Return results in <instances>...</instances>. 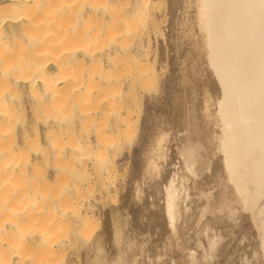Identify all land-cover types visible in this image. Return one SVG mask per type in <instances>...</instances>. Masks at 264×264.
<instances>
[{"label": "bare ground", "instance_id": "bare-ground-1", "mask_svg": "<svg viewBox=\"0 0 264 264\" xmlns=\"http://www.w3.org/2000/svg\"><path fill=\"white\" fill-rule=\"evenodd\" d=\"M74 1L0 0V264H180L185 260L205 264L214 260L227 242L225 239L224 246L221 236L211 234L212 230L209 233L210 229L238 218L242 213L251 218L257 198L264 191V0H193L195 18L204 31L208 30L210 11L216 9L218 12L216 30L208 37L200 34L199 46L193 47L195 50L199 47L200 58H195L200 59L204 69L209 71L211 84L214 83L211 86L215 87L213 98L208 95L209 91H204L203 104L198 112L199 117L206 120L209 130L212 129V135L205 133L198 123L195 107L191 106L193 103H186L183 115L178 114L180 118L184 116L181 122L187 134L195 136L190 138L183 130L181 134L184 136L178 143L174 140L181 159L176 156L175 163L179 160L176 167L175 163L172 164L173 159H168L166 147L164 149L168 132L164 134L161 130L155 138L152 136L151 140L150 136L147 140L145 131L143 144L141 142L143 149L140 148V152L138 149L133 156L132 176L124 184V191L121 188L117 205L105 202L113 195L114 199H110L115 202V195H118L114 194L118 182L110 178L115 164L113 166L107 156H100L99 149L114 151L125 142L131 144L134 128L128 107L121 108V104L129 106L138 90L134 87L135 81L126 91H118L120 87L114 85L109 76L113 68L125 60L123 54L128 47L124 46L123 40L132 21L144 20L153 9L155 0H135L127 14L131 16L129 21L124 17L125 12L113 8V5L93 0L86 1L88 4L84 0ZM76 3V9L80 11L77 13L81 16L86 13L84 6L88 5L81 30L74 23L72 25L73 20L71 26H66L69 16L73 18L77 11L73 12L70 6L75 7ZM70 9L72 14L68 16ZM97 15L102 17L99 16L102 22L98 25L97 20H93ZM101 26L106 29L102 30ZM88 28L93 30L91 34H85ZM68 40L74 47L69 46ZM12 51H17L15 57H12ZM104 51H110L105 58L107 69L100 58ZM139 55L143 56L135 61L141 65L147 56L146 53ZM21 64L27 68L23 74L16 71ZM71 64L83 66L80 74H75L79 67L72 70ZM145 64L149 66V63ZM153 68L152 75L156 73ZM193 68L186 69V75L200 73L199 69ZM85 69L86 74L82 73ZM145 71L146 78L149 72L148 69ZM144 81L143 78L139 82L143 85ZM12 84H25L30 89L40 85L38 92L32 91L34 98L58 97L61 106L66 105L73 114L76 111L80 120L85 118L90 123V129L81 125L75 140L69 141L68 149L75 156L72 169L61 163H50L37 169L31 159L32 155L40 154L42 161L49 162L46 152L43 149L36 151L35 146H54L58 138L50 134V123H57L59 127L70 124L66 116L44 122L48 128L44 143L29 133V124L24 125L20 140L14 138V120L20 108L12 105L17 94ZM198 85L201 88V84ZM178 99L173 98L170 102L173 110L183 103L182 98ZM117 106H121L119 110L124 109L126 117L120 116L123 123L119 129L115 127L118 130L114 144L112 135H106L110 138L103 135L105 125L96 120L115 108L116 113H121ZM100 124L104 126L102 130ZM102 135L106 139H101ZM101 140H106L104 145ZM210 144L214 145L211 150ZM65 153L61 155L64 157ZM212 153L215 159L211 161ZM161 161H165V165ZM170 164L173 166H169L172 167L170 170L162 168ZM49 167L53 171L52 177L47 174ZM70 170H74V177L68 175ZM95 192L99 196L94 199H98L103 207L104 219L100 229H97L102 222L98 223L99 213L94 208L95 203L91 202L93 198L89 200ZM192 196L196 198H190ZM187 199H190L188 203ZM66 225H72L75 232L74 250L63 258L64 247L71 241L61 231ZM260 248H257V254L264 259V248Z\"/></svg>", "mask_w": 264, "mask_h": 264}, {"label": "rangeland", "instance_id": "rangeland-1", "mask_svg": "<svg viewBox=\"0 0 264 264\" xmlns=\"http://www.w3.org/2000/svg\"><path fill=\"white\" fill-rule=\"evenodd\" d=\"M84 1H85V3H87V2L89 3L91 0H84ZM134 1L135 0H93V2L106 4L107 6L113 5V8H117L119 11H124L125 12L124 17L128 21H129L131 16H128L127 14L130 13V10H131V7H132ZM190 1L189 0H155V4H154L153 9H151V11H149L150 14H148V16H146L147 19L146 18L144 20L136 19V20L132 21L130 28L128 29L127 33L125 34V37L123 40L125 42L124 46L128 47L123 54L125 60L122 59L120 61L121 63L120 64L118 63V65H116V69L113 68L112 72L110 73L109 79L114 85L120 87V88H117L118 91L120 89H121V91L122 90L126 91L127 88H129L130 83L131 82L134 83L136 81L134 84L135 85L134 87L138 90V93H137L134 101H132L129 104V106L124 104V103L121 104L122 102L120 101L119 97H118L119 100L117 99V101L120 102V104L122 105V107L117 106L118 107L117 110H119V107H121V108L128 107L129 116L131 117V123L134 125V126L132 125V127L134 128V135H133V139L131 141V144H129V142H125L121 147L120 145H118L119 144L118 143L117 145L120 147V149H118L119 148L118 146L115 147L118 150L114 149V151H113L110 148H108L106 150L101 149V148L99 149L100 156L101 155H102V157L104 155L107 156L108 160L112 161L113 166L115 164V170H111L112 172H111L110 178H111V181L118 182V184L115 183L116 185H118V186H116V188L118 187V189L117 190L115 189V191H114L115 193L112 192L110 194V195H113V193L118 194L117 197L115 195L116 199L113 200L115 202L112 203V200L110 199V198L114 199L113 198L114 195H113L111 197H108L107 198L108 200L106 199L107 200V201H105L106 204H107V202L110 203L107 205H117L118 201H120V199H118L119 194L120 195L122 194L121 191L122 190L124 191V187H125L124 184H126V182L132 176L133 156H134L135 152H138V149H140L143 146L142 145L143 144V142H142L143 133L146 131L144 133V136L146 134L145 137L147 138V140L151 136V140H152L153 138H155L157 136L155 134L159 133L161 130H162V132L164 131L163 132L164 134L165 133L167 134V132H168V134L165 136V138H167V136H168V138L164 140V149L166 147L167 157L169 156L170 158L168 157V159H173L172 164L174 165V163L176 161V156H177V159L180 158V156L176 152L177 151L176 144L178 143L177 141H179V138H182L184 136L183 135L184 133L181 134L184 130L183 123L181 122L182 118L184 116H181V118H180L179 114L183 115L184 106L186 103H187V105H190V103H193L194 105L191 104V106L195 107V112L198 115L199 114L198 112H200L199 109H201L200 106H202V104H203V103H201V97H202V102H203V96L202 95H204V91H206V90L209 91L210 94L208 93V95L211 96L212 98H213V96H215V93H214L215 87L213 86V88H212V86H211L214 83L211 84L213 81L211 82L212 78L211 77L209 78V76H211L209 71L204 69V67L201 64V61H199L200 59L199 60L197 59L199 61V63L196 60V58H200L199 52H198L199 47L196 50L193 49V47L199 46V42H198L199 40L198 39H199L200 34H207L206 36L208 37L209 34H213V32L216 30V27H217L216 19H217L218 12L216 9H213V11L212 10L210 11V13L207 17V23L211 27L208 26V30L204 31L201 27V24H199V22L197 23V20L195 18V9L193 7L194 5H192L193 0L191 1V3H190ZM74 2H76V0ZM78 2H80V1H78ZM87 6H84L85 7L84 11L86 13H83V15H82L83 17L81 16V14L77 13V12L80 13V11H78L76 9L77 3L75 5V7L73 5L70 6V7H72V9H74L73 12L76 10L77 11L73 13V18L70 15V14H72V9H70L71 13H70V10L68 11V16L69 15L70 16L68 18L69 21H68V24L66 26L67 27L71 26L70 25L71 21L72 20L74 21L75 17L77 15H80V16H78L79 18L77 17L78 20L75 19L77 21V23H76V21L75 22L72 21V25L75 24L81 30L82 27H84L83 23H81V21H84L87 17V9H88ZM152 10H153V12H152ZM75 13H77V15H75V17H74ZM215 13H216V15H214ZM97 14H100V12L98 11ZM99 16L101 17V15H97L95 17L93 16L94 17L93 20H97V21H95L96 25H98L97 24L98 22H99V24H100V22H102V19H101L102 17L99 18ZM70 17H71V20H70ZM209 19H211L212 21L210 20L208 22ZM115 23H117V22H115ZM192 23H193V25H192ZM210 23H211V25H210ZM93 24H92V26H94ZM111 24H112V26H115L114 23H111ZM129 25L130 24H128L127 26L129 27ZM101 28H102V30L106 29L102 26H101ZM183 28H184V30H183ZM61 29H62L61 34H63L62 33L63 27H61ZM61 29H59L58 31H60ZM92 31L93 30L88 28L85 31V34H91ZM187 33H188V35H187ZM174 34H175V36H174ZM184 35H185V37H184ZM174 37L176 38V45L173 41V40H175ZM181 37L184 39H182ZM187 37H188V39H187ZM191 38H194V40H192ZM180 39H181V43H180ZM191 40L193 43L196 42L197 44L195 45V43H194V45H193ZM67 43H69L70 47H74V44L71 43V40H68ZM189 43L191 45L190 48H189ZM174 45H175V47H174ZM180 45H181V47H180ZM189 51H191V52H189ZM109 53H110V51H109ZM109 53H108V51H104L100 55V58L102 59V62L104 63V68H106V66H107L105 63V60H106L105 58L108 56ZM145 53H146L147 57L145 58V56H144V58H145L144 61L143 62L141 61L140 63L145 64V62H147V63H149V66L151 68L146 64L145 65L147 66V68H145L146 66L141 64V65H143V68H144V69L142 68L143 69L142 70L141 65H139L137 63L138 61L136 62L135 60H138L141 58V56H143V55H139V54H145ZM186 53H188V54L190 53V54L186 55ZM196 54H198V55H196ZM16 55H17V51H12V57H15ZM135 56H137V57H135ZM183 57H185L186 59ZM194 58H195L196 62L193 61ZM183 59H185V60H183ZM179 60L180 61L183 60L184 63L181 64L183 61L180 62ZM122 61H124L123 62L124 64L122 63ZM133 61H135L134 64H133ZM73 65L71 64V66H73ZM132 65H133V67H132ZM180 65H182V67H180ZM183 65L186 68L183 67ZM85 66L86 67H84V68H87V65H85ZM193 66H194V68H193L194 70L199 69L200 73H198L197 70H196L197 71L196 73L199 74L200 76L197 74H194V76H193V74H191L190 76L188 74L186 75V72H185L186 69H189V67H193ZM75 67L76 68L79 67V68L76 69L78 71H76V73L75 72L74 73L80 74V72H81L80 70L83 66H75ZM75 67L73 66V68L71 67V69L73 70ZM178 67L180 70L178 69ZM152 68L154 69V73L156 72L154 75L150 74V72L153 71ZM181 68H183V69H181ZM26 69L27 68L23 64H21L17 67L16 71L23 74L26 72ZM145 69L146 70L148 69V72H149L147 74L146 78L144 77L145 76L144 74L146 72ZM137 70H139V71H137ZM141 71L144 73L141 74ZM177 71H178V73H177ZM207 71H208V73H207ZM86 72H87L86 69H85V72H83V70H82V73L86 74ZM205 72H206V74H209V75H206ZM184 73H185V75H184ZM195 75H196V77H195ZM179 76H181V77H179ZM182 77L185 79L183 80ZM200 77H201V79H200ZM143 78L145 79V81H144L143 85H141L140 82L142 81ZM206 79H207V81H206ZM209 79H210V82L208 81ZM137 81L138 82L140 81L139 82L140 84L137 83ZM186 82H187V84H186ZM196 82H197V84H196ZM202 82H204V83H202ZM207 82L209 83L210 86L206 85V84H208ZM184 83H185V85H184ZM199 83L201 84V88L198 85ZM202 84H204V85H202ZM185 86H187L186 87L187 89L185 88ZM190 86H192V90H191ZM193 86H194V89H193ZM39 88H40V85H37L35 89H30L29 86H27L25 84L24 85L12 84V89L17 93L16 98L12 101V105H17L18 108H20L18 110L19 111L18 117L14 120V126H13V128H14L13 131H14V135H15L14 138L16 140H18V139L20 140L21 135L23 134L24 125L29 124V127H28L29 133L32 134L33 136H38L40 138L41 142L43 141L42 143H44L43 138L48 131V128L45 125H43L44 122L49 121L50 119H53V118L58 119L59 117L66 116L67 118L70 119V121H69L70 124L65 123L62 127H59V125L57 123H50V126H49V130L51 131L50 134H52L55 138H58V142H56V144H54V146L46 145V144L45 145L44 144H41V145L36 144V146H35V148H38L36 151L43 149L46 152V154L49 158V160H48L49 162L47 163L46 161H42L40 158V154L32 155L31 159L33 160V163H34V165H36L37 169L44 168L47 164H50V163L51 164H56V163L60 164L61 163L63 165H67V167L69 166L72 169L73 164H74V160H75V156L70 151V149H68V147L70 145L69 141L75 140V138L77 137L78 130H79V128H81V125H86V129H90L91 128L90 123L87 122V119H85V118H83V119L81 118L82 120H80L79 117H77V114L75 113L76 111L73 114L72 112H70L68 110V107H66L65 104H64L65 107L63 105L61 106L60 99L58 97H56V98L55 97H43L42 100H40V97H39V99L34 98L32 91L38 92L37 89H39ZM143 89H145V90H143ZM173 90H175V91H173ZM182 90L184 91L183 92L184 95L182 93ZM193 90H194V92H193ZM118 91L116 90V92H118ZM180 91H181V93H180ZM173 92L174 93L176 92L175 93L176 95ZM201 92H203V93H201ZM178 93H179V95H178ZM190 93H191V95H190ZM192 94H194V97ZM199 94L201 96H199ZM212 94H213V96H212ZM119 95H121V94L119 93ZM179 96L183 100H181V98ZM188 96H189V98H188ZM172 97L175 99L179 98L178 101L179 100H181V102L183 101L182 105H181V103L179 104L181 107L178 105L179 107L177 108V110H173V107L170 105L171 104L170 102L173 99ZM188 99H190V100H188ZM197 100H198V102H197ZM64 101L66 102V100H64ZM198 103H199V105H198ZM120 104L117 103V105H120ZM197 107H199V108H197ZM115 110H116V108H115ZM115 110L113 112H115ZM121 110L122 109L119 110L121 113L115 112L117 115L115 113L111 112L112 111L111 110V111H109V114H107V116L103 117L104 116V114H103L101 117H97L98 119L96 118L97 119L96 122H100V121L103 122V120H104L103 123L102 122H100V123L105 125V131L106 132L103 133V135L105 134V137L108 138L109 136H106V135H110V137L112 135L113 136L112 138L115 140V137L117 136L115 134H117V130L119 129L120 123L122 122L121 117L122 118L126 117L125 113L123 114L124 109L122 111ZM178 110H179V112H178ZM199 115H198L197 121L200 124V126L202 127L203 131L205 133H207L208 135H212V132H211L212 129L209 130L210 128H209V125L206 124V120L204 121V119L199 117ZM99 118L100 119L102 118L103 120L102 119L100 120ZM119 120H120V122H119ZM96 122H95V124H96ZM114 122H115V124H117L116 126H115V124L113 125ZM176 122H177V124H179V126H177ZM180 123H181V125H180ZM97 124H99V123H97ZM169 125H171V126H169ZM173 126H174V128H171ZM182 126H183V128H182ZM203 126H206L205 127L206 130ZM96 127L98 128V126H96ZM96 127H93V128H96ZM101 127L104 128V126L101 125L99 127L100 130L103 129ZM115 127H118V129ZM148 127L150 128V132H147L149 129ZM158 127H159V130H158ZM106 128H107V130H106ZM175 128L177 130L179 129L178 132L179 131L180 132L179 133L175 132V131H177V130H175ZM135 129H136V132H135ZM145 129H147V130H145ZM169 131H170V133H169ZM184 132H185V135H189L190 138H194V136H195L193 133L187 134L186 129L184 130ZM147 133H150V135H147ZM174 133H176V134L174 135ZM178 134H181V135L178 136ZM103 135L100 136L101 139H102ZM152 136H153V138H152ZM105 137H103V139ZM146 138H144V139L146 140ZM174 140L177 143L174 142ZM101 141H102V144L104 145L103 142L106 140H101ZM116 141H117V138L114 141L115 142L114 144H116ZM166 141H168L167 142L168 144L166 143ZM141 142H142V144H141ZM106 143H105L106 145L109 144L108 142H106ZM114 144L111 143V145H114ZM169 146L172 148H170ZM213 146H214L213 144H210L209 149L210 150H211V148L213 149ZM173 148L175 150H173ZM141 149H143V148H141ZM141 149L139 150V152L142 151ZM145 151H147V150H145ZM168 151H170V152H168ZM173 151H174V153H171ZM63 152H67V153H65L64 157L61 155V154H63ZM175 152L177 154H175ZM173 154H175V155H173ZM172 156L173 157L175 156V157L172 158ZM168 159H167V161H168ZM214 159H215V155H213V153H212L211 161ZM179 160L181 161V159H179ZM179 160H177V162L175 163L176 167H177V165H179L178 164ZM161 162H163V161H161ZM163 163L165 165L166 162L164 161ZM172 164L162 166V168H164L166 170H170L173 167ZM167 166L168 167L172 166V167L168 168ZM47 171H48L47 172L48 176L52 177L53 176L52 168L51 167L47 168ZM207 173H209V171H207ZM68 175L70 177H74V170H70ZM121 188H122V190H121ZM215 189H213V190L215 191ZM213 190H211V192ZM70 191L72 192V187L70 188ZM116 191H118V192L116 193ZM98 196H99V193H98ZM98 196H97V192H95L94 196L93 197L91 196L89 198V200L91 201V199L93 198L91 202L95 203L94 208L96 207L95 210H96V212L99 213V215H97V218L99 217L98 223H100L101 221L102 222L99 224L100 227L98 226L97 229H100L102 226L104 217H103V207H102L101 203L98 202L99 201L98 199L97 200L94 199L95 197H98ZM193 197L196 198V196H192L190 198H193ZM189 200L190 199H187V203L189 202ZM207 215L208 214H206V218L209 217ZM243 217L245 218V220ZM246 218H248V220ZM236 219H238L237 221H239V222H237ZM228 222H229V224H228ZM215 228H216V230H215ZM215 228L212 227L210 229L209 233L212 230L211 234L216 233L215 234L216 236H221L220 238H221V241L223 242L224 246L226 244L227 245L222 250L223 252L221 251L219 253L220 256L218 254L215 255L214 260H210L209 262H207L205 264H264V259H261V257L258 256V254H257L258 253L257 250L260 247L264 248V246H260V245L264 244V243H262V240H264V232H262V230H264V191H262V193L257 198V201L253 207V212H252L251 218H250V216H246L245 214L242 213L241 215H239L238 218L235 217L232 220H227L224 223L223 222L219 223L218 225L215 226ZM234 229H235V231H234ZM61 231H62V234L65 235V237L68 236V237H70V240H71L69 242L70 245L64 247V251L62 253L63 254L62 257L66 258L70 254H72V251L74 250V241L73 240H74L75 232H73V226L72 225L64 226L61 229ZM216 231H218V232H216ZM219 232L221 233V235ZM229 238L231 240H229ZM259 238H261V240H260L261 244L259 243ZM225 239L227 242L226 244L224 241ZM204 242H206L205 239H204ZM199 249L203 250L202 247H199ZM202 250H200L198 252H201ZM182 252L184 253V251H182ZM262 258H264V257H262ZM180 260H182V259H180ZM186 261H188V262H186ZM180 262H182V263L184 262V264L185 263L186 264H188V263L193 264L194 263V262H191L190 260H185V261H180ZM182 263H180V264H182ZM196 263L199 264V262H195V264Z\"/></svg>", "mask_w": 264, "mask_h": 264}]
</instances>
